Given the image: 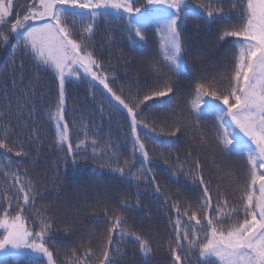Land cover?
<instances>
[{
	"label": "trees",
	"instance_id": "1",
	"mask_svg": "<svg viewBox=\"0 0 264 264\" xmlns=\"http://www.w3.org/2000/svg\"><path fill=\"white\" fill-rule=\"evenodd\" d=\"M186 1L201 12L200 5L207 2ZM242 2L220 0L217 6L235 23L240 10L232 8V4ZM16 3L19 12L25 0ZM185 14L188 19L181 26V39L187 51L180 76L163 66V38L155 23L143 26L145 39L139 40L134 34L129 37L126 20L101 16L96 18L95 34L91 37V50L118 94L121 89L133 96L151 91L159 80L168 77L179 85L167 111L144 108L145 122L157 129L161 139L172 141L167 146L147 143L151 158L147 167L155 176L154 183L160 185L159 194L154 183L140 172L144 165L142 157L138 153L133 157L126 113L119 107L111 108L110 97L99 84L84 76L66 81L65 118L73 145V151L68 152L66 144L57 143L55 122L50 119L58 98L57 79L16 47L20 35L10 33L7 44L0 42V136L7 126L10 145L17 150L22 145L27 153L17 157L14 152L0 149V165H7L10 159L11 170L19 171L21 182L28 181L34 186V201L24 213L27 226L39 231L41 219L52 222L47 244L56 264H73V255L81 256L89 248L96 252L99 241L111 227L105 211L111 216L113 209L127 220L123 226L126 231L149 240L151 245V251L144 254L133 236L114 234L113 264H173L168 243L173 239L171 221L175 219L172 202L179 198L182 206L185 201L192 203L191 198L200 192L187 174L191 158L199 159L212 189L219 186L231 202H237L236 188L246 181L249 165L245 156L221 151L213 117L200 120L178 138L167 137L160 131L163 128L166 133L177 115L192 119L188 102L194 98L195 84L201 78L225 83L221 78L231 71L236 55L231 44L218 39L220 23L210 21L206 14L197 17L182 13ZM7 29L4 26L2 31L7 34ZM18 105H24L19 114ZM143 134L141 130L142 138ZM202 135L207 140L205 144L200 143ZM81 141L85 145L77 148ZM117 168H124V173L116 171ZM9 180L11 177L0 171V203L5 196L15 194V189L6 183ZM124 203L128 206L122 207ZM185 261L201 264L198 250L189 251ZM0 264L46 262L27 253H12L0 257Z\"/></svg>",
	"mask_w": 264,
	"mask_h": 264
},
{
	"label": "snow or ice",
	"instance_id": "2",
	"mask_svg": "<svg viewBox=\"0 0 264 264\" xmlns=\"http://www.w3.org/2000/svg\"><path fill=\"white\" fill-rule=\"evenodd\" d=\"M219 3L220 0H207L200 5L201 12L191 8L186 0H25L18 12L20 6L16 0H0V42L7 44L9 34L18 33L21 39L16 47L58 81L55 111L50 113V119L55 122L57 143L66 144L67 151H73L65 118V84L69 77L87 75L109 94L111 108L119 106L126 112L133 157L137 153L142 157L144 165L140 172L153 183L155 176L147 167L151 163L147 143L167 146L172 141L161 139L156 134L157 129L145 122L144 108L167 111L175 100L179 85L168 77L159 80L151 91L133 96L124 94L121 89L118 94L110 86L108 73L103 71L102 64L91 50L96 18L126 20L129 37L134 34L139 40L145 39L143 26L155 23L163 38V66L176 76L182 74L186 63L187 49L181 39V26L187 23L188 16L182 13L197 17L206 14L210 21L221 24L218 39L231 44L236 52L231 71L221 78L225 83L201 78L193 89L194 98L188 102L192 119L177 115L169 123L166 133L163 128L160 131L167 137L178 138L198 125L200 120L213 117L218 146L226 155L246 157L248 177L243 184L237 185L239 195L237 202L233 203L219 186L211 188L199 159L191 158L189 153L191 169L187 174L200 192L191 198L192 203L185 201L182 206L179 198L172 202L175 219L171 221L173 239L168 243L173 264H186L185 256L192 250H198L201 264H264V0L233 3L232 8L239 7L240 10L235 23L223 8L217 6ZM4 26L9 33L2 31ZM154 70L160 75L158 68ZM23 108L24 105L17 106L18 114ZM141 130H144L143 138ZM3 133L0 149L5 153L14 152L17 157L27 155L22 145L18 146L19 150L10 145L11 133L7 126ZM92 143L95 145L96 141ZM200 143H207L203 135ZM84 145L85 141H81L76 147ZM0 171L11 177L6 183L15 189L13 196H5L0 203L3 208L0 213V250L31 249L47 257L48 264H56L53 251L47 244L52 222L41 219L39 231L27 226L24 213L26 206L34 201V186L28 181L21 182L19 171L11 170L10 159L7 165H0ZM116 171L123 174L124 168ZM180 171L184 174L183 166ZM154 188L159 194L160 185L154 183ZM112 212L109 216L105 211L111 227L99 241L97 251L89 248L81 256L74 254L73 264H113V235L117 233L121 237L133 236L144 254L151 251L149 240L126 231L123 226L127 220L116 214L115 209Z\"/></svg>",
	"mask_w": 264,
	"mask_h": 264
},
{
	"label": "rangeland",
	"instance_id": "3",
	"mask_svg": "<svg viewBox=\"0 0 264 264\" xmlns=\"http://www.w3.org/2000/svg\"><path fill=\"white\" fill-rule=\"evenodd\" d=\"M187 2V1H186ZM188 4V2H187ZM189 5V4H188ZM174 11V10H173ZM5 31H9V29L5 30ZM13 35H19L18 33H12ZM82 71V70H81ZM84 77H87L89 79H91L90 77H88L87 75H82ZM69 78H73V77H69ZM74 79H77V78H74ZM95 83L99 84L98 82L94 81ZM101 86V85H100ZM102 87V86H101ZM103 88V87H102ZM105 90V89H104ZM106 92V90H105ZM106 94L109 96V94L106 92ZM119 107V106H117ZM120 108V107H119ZM122 109V108H120ZM123 110V109H122ZM124 111V110H123ZM125 112V111H124ZM126 113V112H125ZM12 253H27V254H30V255H33L35 257H38V258H41L43 259L46 264H48V261H47V257H44L42 256L41 254H38V253H35L33 252L31 249H24V248H21V249H8L7 251H4V250H0V257L2 256H5V255H8V254H12Z\"/></svg>",
	"mask_w": 264,
	"mask_h": 264
}]
</instances>
